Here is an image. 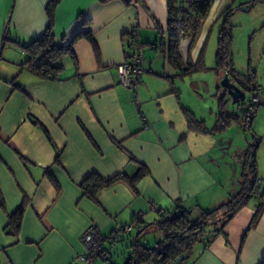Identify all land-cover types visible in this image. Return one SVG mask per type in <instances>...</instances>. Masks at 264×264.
<instances>
[{
  "label": "crops",
  "instance_id": "1",
  "mask_svg": "<svg viewBox=\"0 0 264 264\" xmlns=\"http://www.w3.org/2000/svg\"><path fill=\"white\" fill-rule=\"evenodd\" d=\"M49 1L0 0V190L6 214L14 213L24 197L28 199L18 237L5 232L7 215L0 209V264H82L81 236L90 224L106 236L136 222L125 238L130 252L135 237L141 242L147 234H155L161 214L182 209L191 210L194 217L228 198L219 176L220 158L213 156L230 152L232 141L228 144L224 135L231 126L221 134L189 127L191 114L211 129L218 108L209 128L204 117L197 119L184 105L177 81L203 69L178 71L159 47L166 34V1L143 0L160 24L156 27L132 0H61L54 11L56 41L69 44L78 33L91 32L98 53L85 39L77 40L73 45L77 68L64 57L60 62L63 72L55 80L37 77L21 65L27 55L20 45L30 44L45 31ZM235 2L214 0L190 51L191 63L199 60L210 31L227 8L235 10ZM132 31L138 32L143 44L146 70L137 89L139 106L117 74L118 66L132 54ZM188 46L189 40L181 38L182 66L187 64ZM211 70L217 100L219 77L214 67ZM255 78L259 102L251 133L258 142V177L264 176V79ZM31 119L46 130L50 140ZM138 163L149 172L135 190L116 181L97 194L96 202L83 196L80 184L91 173L103 179L119 174L131 177ZM259 184L264 188V179ZM236 190L240 191L233 188ZM252 200L222 232L195 245L186 264L264 263V212L247 231L258 203L253 200L252 205ZM206 230L209 234L214 226ZM115 244L104 246L107 261L111 252L120 251ZM107 261L97 259L94 264Z\"/></svg>",
  "mask_w": 264,
  "mask_h": 264
},
{
  "label": "trees",
  "instance_id": "2",
  "mask_svg": "<svg viewBox=\"0 0 264 264\" xmlns=\"http://www.w3.org/2000/svg\"><path fill=\"white\" fill-rule=\"evenodd\" d=\"M61 0H50L45 7L48 23L45 31L41 36L34 39L28 45H20L27 58L21 64L25 66L32 74L45 79H57L59 74L63 72L61 60L64 57H69L77 68V59L73 50V45L77 40L85 39L88 41L95 53H98L97 43L91 32H80L75 35L69 44H60L56 41L54 34V11ZM100 3H107L112 0H99ZM139 5L155 22L156 27H160L159 22L150 11L143 0H132ZM167 7V24L166 34L162 36L159 43L162 51L171 60V63L178 71L183 73L196 72L203 69V54L199 60L193 64L190 62V51L194 48L204 23L207 20L214 0H165ZM234 9L227 8L223 12V23L218 33V46L215 58L214 70L219 77V82L224 76H228L234 84L238 85L243 91L250 93L251 96L256 95L258 90L255 72L248 69L247 74L239 75L233 69L232 43L233 31L229 25V18L232 16ZM181 38L189 40L187 52V64L181 65V57L179 54V41ZM143 45V44H142ZM217 91L220 92L217 102L218 111L216 120L211 129H206L203 122L196 121L191 114L188 117L189 127L207 131L210 134H221L230 126L235 124L244 132L251 133V124L253 116H246L245 107L249 106L248 102L241 103L240 114L228 113L226 107V94L219 85ZM31 122L38 126L48 137L46 130L34 119ZM253 136V135H252ZM49 139V137H48ZM50 140V139H49ZM257 140L254 137L253 143L249 144L239 152L240 155H245V160L238 159L237 161L243 166V180L240 191L229 198L226 202L210 211L200 210L197 216L191 215V210H176L174 213L161 214L160 220L155 222L156 229L162 232L161 241L155 243L153 247L143 246L135 237L131 244L129 257L124 264H171L178 257L185 255L186 258L180 264H186L190 255L193 253L195 245L201 242L204 238L209 240L222 232L227 223L234 217L239 209L246 203L255 198L258 203L247 231L254 228L261 215L264 212V188L261 189L257 177V165L255 161V149ZM58 163V156L56 158ZM148 169L143 164L138 163L136 173L128 177L123 174L116 175L109 179L101 178L97 173H91L80 184L82 194L87 199L96 202L97 194L111 186L116 181H124L133 190L136 184L144 176L148 174ZM48 174V173H47ZM53 185L58 189L55 180L48 174ZM259 189V190H258ZM28 205V199L24 197L21 205L17 210L8 215L6 214L5 201L0 190V209L7 215V225L5 232L13 237H18L23 213ZM214 226V230L207 234L206 228ZM140 228V226L138 227ZM108 258L105 259L107 261ZM264 264V263H262Z\"/></svg>",
  "mask_w": 264,
  "mask_h": 264
},
{
  "label": "rangeland",
  "instance_id": "3",
  "mask_svg": "<svg viewBox=\"0 0 264 264\" xmlns=\"http://www.w3.org/2000/svg\"><path fill=\"white\" fill-rule=\"evenodd\" d=\"M233 6L235 10L229 18V25L233 31L231 48L233 69L239 75H245L248 69H251L255 72L256 77L258 76L264 79V0H236ZM222 23L223 18L214 25L209 33L203 53V70L177 81V86L182 92L184 105L194 113L197 119L204 117L209 128L213 125L215 120L214 113L218 106L217 100L213 97L215 84L214 72L211 68L215 67L216 63L215 56L218 46V33ZM147 52L149 51L146 50L145 53ZM257 91L259 92V89ZM250 98V93H247L246 100L243 103L247 104ZM225 99L227 102V112L239 115L241 112L239 106L233 105L229 96H226ZM224 136L228 144L232 141L230 152H226L227 154L225 156H223L225 152H222L220 155L219 153H215L214 155L216 156L213 157L216 158L218 156L220 158L218 159L221 167V174L219 176L223 187L225 186L224 195H228V198L224 200L226 202L229 198L236 195L238 190L233 192V188L240 189L243 180L244 169L237 160L241 159L244 161L245 155H236V149L247 148L249 144L253 143L254 138L248 132L239 129L235 124L231 126ZM214 141V143H217L216 139ZM261 168H264V156H262ZM258 178L264 179V176L258 175ZM229 190H231L230 193ZM253 200L256 199L253 198ZM253 200L250 203L252 205L255 203ZM160 235H162V232L156 229L155 234H147L144 236L141 243L143 245L148 244L151 247L154 242L161 241ZM115 245L116 249L120 251L111 252L110 259L107 262H98L99 264H124L126 262L130 254L127 251V248H129L128 240L118 242Z\"/></svg>",
  "mask_w": 264,
  "mask_h": 264
},
{
  "label": "built area",
  "instance_id": "4",
  "mask_svg": "<svg viewBox=\"0 0 264 264\" xmlns=\"http://www.w3.org/2000/svg\"><path fill=\"white\" fill-rule=\"evenodd\" d=\"M129 46L132 51L128 60H125L118 66L117 74L122 86L134 95V102L139 106L137 89L140 84V78L145 73L143 69V45L140 41L137 31H132L129 36ZM259 98L257 95L251 96L249 106L245 107L246 116H254L257 111ZM145 122V120L143 119ZM136 227V222L116 230L114 234L102 235L94 224H90L82 233L81 242L84 248V254L79 260L82 264H94L95 260L105 261L107 253L104 249L105 244H115L123 242L127 235Z\"/></svg>",
  "mask_w": 264,
  "mask_h": 264
},
{
  "label": "water",
  "instance_id": "5",
  "mask_svg": "<svg viewBox=\"0 0 264 264\" xmlns=\"http://www.w3.org/2000/svg\"><path fill=\"white\" fill-rule=\"evenodd\" d=\"M219 86L225 90V94L229 96L230 101L233 105L240 106L241 103L245 102L246 100V93L243 91L238 85L231 82L228 76H224L220 82ZM240 110V108H239ZM244 148L238 149L235 153L236 155L239 154L241 150ZM186 258L185 255L178 257L174 262L171 264H180Z\"/></svg>",
  "mask_w": 264,
  "mask_h": 264
}]
</instances>
